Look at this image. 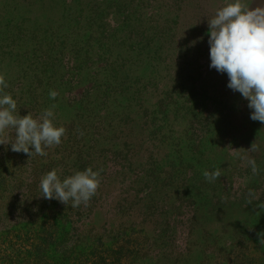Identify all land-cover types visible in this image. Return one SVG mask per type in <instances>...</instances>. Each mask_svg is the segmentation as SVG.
Returning <instances> with one entry per match:
<instances>
[{"label": "rangeland", "instance_id": "rangeland-1", "mask_svg": "<svg viewBox=\"0 0 264 264\" xmlns=\"http://www.w3.org/2000/svg\"><path fill=\"white\" fill-rule=\"evenodd\" d=\"M225 2L226 0H0V74L4 75L8 84L0 95L10 94L16 100L19 112L34 108L37 116L55 104L57 120L54 123L67 125L68 115L64 111L67 106L63 99L67 90L62 79L65 77L63 60L75 52L78 60L73 67L84 75L85 69H97L100 66L97 61L87 63L86 57L94 51L97 55L101 51L99 60L111 58L117 62L123 59V65L125 68L129 67L132 79H135L137 73L151 75L148 93L145 82L138 80L133 81L134 87L132 85L129 91V96L133 97L136 95L135 84L142 83L145 103L151 108L158 104L163 91L167 92L176 84V104L177 94H180L181 99L183 139L189 136V106L196 100L213 104L214 130L218 131L222 127L219 118L223 112L226 115L228 112H237L244 99L239 92H233L227 87L226 73H219L209 66L208 19ZM157 11H162L163 15L159 17ZM175 15L177 16L174 17ZM175 26L177 28L173 32ZM133 31L136 32L135 40L148 34L149 47L144 39L143 48L137 42L139 47L130 49L132 39L129 38L133 36ZM200 37L203 39H198ZM193 41L197 42L193 45ZM177 48L181 50L176 51ZM178 51H181V58L177 57ZM196 52L199 58L194 57ZM191 54L193 56L189 57ZM117 57L119 59L116 60ZM148 57L150 61L146 64ZM101 64L106 72H110L109 63ZM113 68L116 72L115 66ZM133 82L130 81L129 84ZM162 83L165 84L164 87L159 86ZM179 84L181 85L177 89ZM50 90L59 93L54 100L49 97ZM141 95L142 92L139 97ZM173 99V95L168 96L166 103L173 104ZM86 120L93 125L97 118L91 115ZM104 140L106 143L103 147L109 146L107 139ZM9 146L11 147L10 144L0 145V233L5 230L8 233L0 242L2 244L5 241L1 246L3 259H29L33 264H46L44 257L51 256L50 249L55 240L63 238V235L65 237L58 225L60 222L71 227L67 234L69 239H77L82 234L86 240L79 257L66 259L70 264H154L151 259L158 251L166 253L155 264H210L212 259L214 262L223 259L221 255H214L217 254L215 250H211L210 255H201L198 250V255L190 260L189 254L184 255L187 250L185 246L173 252L171 243L150 240L155 228L130 224L129 214L125 212L120 211L114 216L110 209L114 198L107 191L93 196L87 206L81 204L77 208L72 207L71 201L64 205L55 199H44L39 188L43 175L39 172L35 178L30 173L21 177L19 171L14 174L15 159ZM56 154L61 156V150L53 146L47 155L51 159L48 165L55 167L60 164ZM44 158L46 156H40V160ZM30 163L35 165L34 161ZM101 165H104L103 161ZM42 167L44 164L39 161V170ZM101 196L105 201L99 198ZM98 201L102 203V207L107 208L108 215L113 219H108L107 222L96 213ZM136 218L133 216L130 221L136 223ZM209 231L215 232L214 227L209 226ZM197 236L200 237V232ZM212 237L211 235L209 238ZM71 240L59 250L61 253L76 245L77 241ZM208 243L218 244L219 240L198 241L197 245L198 248H203L202 245ZM251 252L244 250L237 254L236 251H228V258L232 261L230 264H253L258 259L253 258ZM176 254L178 256L175 257ZM51 259L58 258L52 256Z\"/></svg>", "mask_w": 264, "mask_h": 264}, {"label": "crops", "instance_id": "crops-1", "mask_svg": "<svg viewBox=\"0 0 264 264\" xmlns=\"http://www.w3.org/2000/svg\"><path fill=\"white\" fill-rule=\"evenodd\" d=\"M156 13L159 17L163 15L162 11ZM135 38L136 32L133 31L129 38L132 39L130 49L138 48L137 42L143 48L144 39L149 47L148 34ZM100 55L101 51L98 55L94 51L86 57L87 63L97 61L100 66L85 69L84 75L73 67L78 60L75 52L63 60L65 77L62 79L67 87L63 95L67 106L64 111L69 122L64 126L54 123L66 129L61 144L55 146L61 150V156H55L56 159L59 157L60 164L48 165L51 160L48 156L40 160L39 155L33 154L31 159L23 152H13L14 174L19 171L21 177L30 173L36 178L39 172L44 176L57 169L60 178L64 179L76 171L92 167L100 172L101 183L96 194L107 191L113 195L110 209L114 216L120 211L125 212L129 214L130 224L153 226L155 229L150 240L171 243L173 252L185 246L184 255L189 254L190 260L198 255V250L201 255H210V251L215 250L217 254L214 255H221L223 259L215 262L212 259L210 264H230L228 251L238 254V251L251 250V256L258 259L253 264H264V244L260 243L259 235L264 233V124L250 119L248 101L243 99L237 112H228L227 115L223 112L219 118L222 127L215 131L213 104L196 100L189 106V136L183 139L181 99L177 94L176 104V84L167 92L163 91L158 104L151 108L145 103L144 94L145 89L147 93L150 89L151 75L137 73L132 79L123 59L102 61L98 59ZM198 56L196 52L194 57ZM177 57H182L181 51ZM149 61L148 57L146 64ZM101 63H109L110 72H106ZM137 80L145 82V89L142 83H136V95L130 97L133 81ZM130 81L133 82L131 85ZM164 85L159 84L160 87ZM171 95L174 96L173 104L166 103V98ZM28 112L37 117L34 108L21 110L19 115ZM91 115L97 118L93 125L86 120ZM56 120L57 117L53 122ZM104 138L109 146L103 147ZM255 141L259 151H242L241 156L256 160L260 169L258 175L252 173L245 159L233 155V149H249ZM8 148L11 150L10 146ZM51 148L46 149L47 153ZM31 161L35 165L29 164ZM39 161L44 164L41 170ZM217 168L222 172L221 177L213 183L207 182L203 171ZM249 190L254 192L256 199L247 204ZM99 198L103 199L102 196ZM101 204L98 201L96 213L106 221L113 219ZM133 216L137 217L136 223L130 221ZM209 226L214 227L215 232H210ZM199 232L200 237L197 236ZM211 235L213 237L209 238ZM215 240L219 243L203 244V248H198V241ZM163 253L166 251H158L152 256L154 264Z\"/></svg>", "mask_w": 264, "mask_h": 264}, {"label": "clouds", "instance_id": "clouds-1", "mask_svg": "<svg viewBox=\"0 0 264 264\" xmlns=\"http://www.w3.org/2000/svg\"><path fill=\"white\" fill-rule=\"evenodd\" d=\"M207 35L210 68L227 74V87L248 101L250 119L264 124V0H226L208 19ZM196 42L193 41V45ZM7 87L4 75L0 74V93ZM58 95L55 90L49 91L50 99L54 100ZM55 107V104L51 105L37 117L31 112L21 116L15 99L10 94L0 95V145L10 144L11 151L23 152L30 157L33 154L47 156L46 149L60 145L66 133L63 126L58 127L53 122ZM242 151L258 152L259 145L255 141L249 149H233V155L245 159L252 173L258 175L260 169L256 160L241 156ZM202 174L207 182L213 183L222 172L217 168ZM100 183V172L92 167L76 171L63 180L57 169H52L41 177L39 188L44 199H55L64 205L71 201L72 207L77 208L81 204L88 205ZM248 195L247 204L256 199L252 190ZM259 235L260 243L264 244V233Z\"/></svg>", "mask_w": 264, "mask_h": 264}, {"label": "trees", "instance_id": "trees-1", "mask_svg": "<svg viewBox=\"0 0 264 264\" xmlns=\"http://www.w3.org/2000/svg\"><path fill=\"white\" fill-rule=\"evenodd\" d=\"M32 224V223H30ZM58 225L60 226V230L61 233H65V237L63 235V238L57 239L55 240L53 247H51V256L50 257H44V259L47 260L48 263H52V264H70L69 262L67 263L66 259H73L74 257H79L80 254V249L84 246V243L86 242V240L82 237V235L80 234L77 239H72V240H76V245H74L70 250L67 251H63L62 253L59 251L63 246L69 244L70 240L69 237H67V234L70 233L71 231V227L65 226L64 224H62L61 222L58 223ZM7 231H3L0 233V242L2 239H4L6 236ZM62 235V234H61ZM71 240V241H72ZM5 244V241H2V244H0V264H33L34 262H31L29 259L27 260H20L19 258H10L7 257L5 259H3L2 256V247ZM2 246V247H1ZM52 256H56L58 259L56 260H52L51 257ZM30 257V256H29ZM59 258L61 260H59ZM80 260V258L78 259V261ZM46 262V264H48Z\"/></svg>", "mask_w": 264, "mask_h": 264}]
</instances>
